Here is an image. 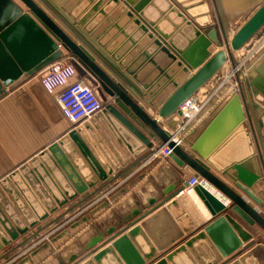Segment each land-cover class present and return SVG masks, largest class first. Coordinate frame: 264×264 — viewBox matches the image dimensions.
Segmentation results:
<instances>
[{
	"label": "water",
	"instance_id": "1",
	"mask_svg": "<svg viewBox=\"0 0 264 264\" xmlns=\"http://www.w3.org/2000/svg\"><path fill=\"white\" fill-rule=\"evenodd\" d=\"M42 1L51 10L40 0H0V102L7 109L15 105L20 116L26 111L38 122L43 112L34 106L41 101L47 108L39 74L63 55L62 46L106 102L103 111L140 144L132 165L109 177L90 150L88 122L58 142H33L38 147L29 161L0 181V224L5 231L0 232V252L8 248L0 262L174 264L176 255L187 253L203 237L216 242L218 260L244 243L242 260L264 262V61L241 78L234 55L250 49L251 40L264 31V0H158L147 10L143 0ZM126 15L127 24L118 26L110 43H102V36ZM130 31L129 48L136 46L133 53L138 55L132 63L115 46ZM229 65V78L235 77L238 90L219 103L211 100L203 119L182 133L180 106ZM158 72L161 84L152 82ZM100 113L90 120L101 119ZM186 173L211 185L199 184L194 191L215 220L186 244L162 253L168 244L153 236L152 224L167 212L169 202L179 208L174 198L188 184ZM98 179L105 181L103 186L79 201L77 206L96 198L76 220L42 245L11 258L41 233L28 236L39 221L89 191ZM118 179L126 181L112 187ZM34 195L44 213L38 211ZM158 209L160 213L143 221ZM217 229L236 233L242 243L224 246Z\"/></svg>",
	"mask_w": 264,
	"mask_h": 264
},
{
	"label": "crops",
	"instance_id": "2",
	"mask_svg": "<svg viewBox=\"0 0 264 264\" xmlns=\"http://www.w3.org/2000/svg\"><path fill=\"white\" fill-rule=\"evenodd\" d=\"M40 1L43 3V5H45L46 8L50 9L49 5H47L45 1ZM143 1V10H147L158 0ZM129 19V15H126L121 18L116 26H114L111 30H109L102 36V43H110L113 36L116 35V33L119 31L118 26L123 27L127 24ZM132 32L133 31H130L127 34L123 35V37L119 38V41L115 43L116 51H123V53L121 54V57L123 59L132 58V60H130L131 63L138 60V55L133 53L134 48L136 46L129 48V39L132 35ZM263 41L264 37L259 41V43L250 53L248 52L249 55L246 58H243V55L245 54L241 53L240 50L235 51V55L239 62L237 69L241 67L242 76L247 75V73L250 71V69H248L249 67L252 66L253 68L254 65L257 66L264 61L263 53H261L264 50ZM212 47L215 52L216 46ZM59 50L62 51L63 55L69 53L62 46H60ZM255 53L256 55L255 57H253ZM245 62L246 64L243 65ZM49 65L50 64H48L42 70L40 75L43 74V72ZM225 67L227 66H224L222 69H224ZM195 71L196 70H194L193 73ZM155 75L157 77L152 82L156 84H161L162 74L158 72ZM116 76L119 75L116 74ZM227 77H225L224 80ZM119 80L122 81V79L120 78ZM122 82L126 84L125 81ZM203 88L204 87H202L201 90ZM248 88L250 87L245 84L244 90L246 92H248ZM206 89V93L204 92L202 94L208 96L212 94L213 103H219L223 98L226 97V95L230 93H235V91L238 90V85L235 80L232 79L230 84L226 83L223 87L221 85H216L215 87H213L212 83L207 84L205 86V89H203L202 91H205ZM129 91L133 94L134 97H136L140 102L147 106V104L142 101L143 99H141V97H139L137 93L133 92L131 88H129ZM44 92L43 94L45 95V99L47 101V108L41 103V101H39L40 105L37 103L40 108L34 106L37 111L43 112L39 114L40 118L38 122H36V120H33L30 114H27L26 111H24L25 116L21 113L20 116L19 108H17L15 105H12L10 109H7L2 104V102H0V181L9 177L22 164L29 161V159L32 157L38 147L37 145L33 147V142L36 141L42 144L58 142L61 137L67 135L70 130L76 128H71L69 123H67L63 119L59 105H57L50 98L49 94L46 91ZM206 107L207 110H209L211 108V105L208 103ZM205 110L199 117V121L203 119L204 114L207 112V110ZM100 114H102L101 119L97 121H91L90 118H88L82 123H80L79 126L86 122L91 125L93 132L92 130L87 129V127H85V134L91 137L90 139L93 143V147L89 144L91 147L90 150L94 154L97 161L101 165H103L106 173H108L110 177V175H113L114 173L116 174L118 171H121L125 167L129 166L130 163L132 165L133 161H135L137 158L136 147L138 148L140 142L137 141L135 137H133L129 132L128 136L126 129L113 116L112 118H109L105 111L101 112ZM18 116L24 118V120L21 122L19 119H17ZM94 133L98 135V137H93ZM124 135L126 136V138L124 137ZM179 137L180 135H178L176 139H179ZM130 144L134 146L132 149L130 148ZM186 150L188 151L187 148ZM188 152L192 153L190 151ZM162 153H164L163 150L162 152H160V154ZM120 157L129 158L130 162L123 164L120 160ZM112 159L114 163L112 162ZM149 161L150 159L143 161V163L140 164L139 168H143L149 163ZM185 177L188 181L192 176L189 175V173H186ZM125 181V179H118L112 187H116L117 185H120V183ZM96 182L97 183H94L93 186L89 187V191H87L83 195L78 196L77 199L69 201L59 206V208L54 213H49L46 219L39 221L37 227L31 230L28 236L37 233L38 231H40V229L41 232L43 231L41 233L43 235L40 234L41 236L38 235V238L36 237L34 240L28 241L21 248H19L16 253L11 256V258L15 257L16 255H21L30 247L36 248L39 245H42L45 240L47 241L52 236L60 234L62 232V229L69 226L74 220H76L77 217L81 214L80 211L83 210L85 207L91 205V202L96 198H92L89 203H81V205L77 206L79 201H81L83 197L89 195L92 191H95L98 187L103 186L105 181H100L98 179ZM204 186L211 187V185L207 182L206 184H204ZM194 188H189L188 184L184 186L180 194L176 196V198H174V201H177V203L179 204V208L172 206V203L174 202H169V204L164 206V208H167V212L158 215V217L155 218L152 224L153 236L161 240L162 242L168 244V247L165 250H162V253L171 252L180 245L186 244L188 240L199 235L215 220V217H213L211 212L208 210L207 206L204 205V203L198 197L195 196ZM38 202V211L40 213H44L43 208L40 206L41 203L39 200ZM160 210L161 209L156 210L148 217H146L143 221L153 217L155 213H160ZM243 225L246 227V229L251 230V228L245 223ZM256 228L258 229V226H256ZM0 232L5 233V231H3L2 229L1 224ZM214 232L218 235L217 238H219V240L224 246L236 248L238 242L242 243L241 239L236 235V233L234 234L228 232L226 229H217ZM49 236L50 238H48ZM22 239H25V237H23ZM211 245L213 246L211 247ZM244 245L245 244L242 243V246L236 248L230 254L222 256V258L218 260L215 256V252L219 251L216 242L211 239V242L209 243L208 239L203 237L198 239L194 243L193 249L189 248L187 250V253L181 252L176 255L173 262L174 264H204L208 261H213L214 264H223L227 259H229V257H231V260L228 262V264H264V262L260 260L257 261L256 259H250L249 261L242 260L244 254L240 252ZM2 248L3 250L0 252V258L8 249L6 246H3ZM238 253L240 254L237 255ZM13 260L14 258L3 259L0 264H9Z\"/></svg>",
	"mask_w": 264,
	"mask_h": 264
},
{
	"label": "built area",
	"instance_id": "3",
	"mask_svg": "<svg viewBox=\"0 0 264 264\" xmlns=\"http://www.w3.org/2000/svg\"><path fill=\"white\" fill-rule=\"evenodd\" d=\"M232 77L235 80V77ZM230 79L228 76L225 81ZM39 81L50 98L59 105L63 119L69 123L71 128L102 112L106 107V103L98 95L86 75H81L76 69L73 56L70 53H66L50 63L43 74H39ZM220 82H212L213 87L214 83L221 85ZM212 98V94L208 96L200 93L191 96L180 106L184 112L182 118L184 123L180 127L182 133L198 123L199 117ZM199 184L204 185L206 181L196 176H192L188 180V187L191 189Z\"/></svg>",
	"mask_w": 264,
	"mask_h": 264
},
{
	"label": "rangeland",
	"instance_id": "4",
	"mask_svg": "<svg viewBox=\"0 0 264 264\" xmlns=\"http://www.w3.org/2000/svg\"><path fill=\"white\" fill-rule=\"evenodd\" d=\"M261 37H264V31L261 33V35L259 36V37H257L256 39H254V40H251V48L250 49H246L245 47L244 48H242L240 51H241V53H244L245 55H243V58H246L248 55H249V53L255 48V46L259 43V41L262 39ZM264 42V41H263ZM249 52V53H248ZM242 55V54H241ZM255 55H256V53L254 54V56L253 57H255ZM235 57H236V55H235ZM252 57V58H253ZM237 58V57H236ZM238 64H239V62H238V60H237V66H238ZM246 64V62L243 64V65H245ZM249 67V66H248ZM227 68H228V70H229V67L227 66ZM252 68V66L251 67H249L248 69H251ZM223 71H224V69H221V71H219L212 79H210V81H209V83L208 84H211L212 82H214V81H218V82H220L221 83V86L223 87L226 83L227 84H230V82H231V80L233 79V77H231V79L229 80V81H225L224 80V74H223ZM216 78V79H215ZM236 82V81H235ZM215 85H214V87L216 86V83H214ZM220 88V87H219ZM203 89H205V87L203 88ZM202 89V90H203ZM222 89H224V88H222ZM200 91V93H206V91H207V89L205 90V91ZM205 109L207 110V107H205ZM205 110V111H206ZM31 232V231H30ZM43 232V231H42ZM41 232V233H42ZM40 233V234H41ZM39 234V235H40ZM41 235H43V234H41ZM40 235V236H41ZM39 236H37V238H38ZM48 238H50V236L48 237ZM46 239V238H45Z\"/></svg>",
	"mask_w": 264,
	"mask_h": 264
},
{
	"label": "bare ground",
	"instance_id": "5",
	"mask_svg": "<svg viewBox=\"0 0 264 264\" xmlns=\"http://www.w3.org/2000/svg\"><path fill=\"white\" fill-rule=\"evenodd\" d=\"M228 67H229V70H228L227 67H225V68H224V71H223L225 77H227V76H231L229 73L232 72V67H231V66H228ZM86 77H87V75H86ZM87 79H88V78H87ZM203 87H204V86H203ZM200 91H201V90H200ZM200 91H199V94H200ZM197 95H198V94H197Z\"/></svg>",
	"mask_w": 264,
	"mask_h": 264
},
{
	"label": "flooded vegetation",
	"instance_id": "6",
	"mask_svg": "<svg viewBox=\"0 0 264 264\" xmlns=\"http://www.w3.org/2000/svg\"><path fill=\"white\" fill-rule=\"evenodd\" d=\"M235 55V54H234ZM88 81L91 83V85L96 89V91H97V88L93 85V83L88 79ZM210 81V80H209ZM209 82H207L206 84H205V86L208 84ZM204 86V87H205ZM97 93H98V91H97ZM98 95H99V93H98ZM100 96V95H99ZM106 103V102H105Z\"/></svg>",
	"mask_w": 264,
	"mask_h": 264
}]
</instances>
